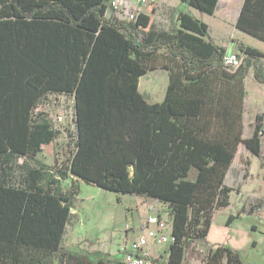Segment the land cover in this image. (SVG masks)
I'll list each match as a JSON object with an SVG mask.
<instances>
[{
    "label": "trees",
    "instance_id": "1",
    "mask_svg": "<svg viewBox=\"0 0 264 264\" xmlns=\"http://www.w3.org/2000/svg\"><path fill=\"white\" fill-rule=\"evenodd\" d=\"M108 1L0 0V264H124L121 255L62 246L80 192L61 184L70 175L166 205L168 264H246L240 249L209 243L207 234L215 212L230 205L225 177L239 145L261 156L263 113L243 134L245 77L252 67L264 83V53L240 45L229 68L226 47L192 12L176 13L166 30L149 15L153 5L125 20L106 15ZM217 2L179 4L212 15ZM235 27L264 43V0H242ZM156 68L169 82L163 100L148 103L138 81ZM55 95L72 100L74 129L49 165L37 153L59 133L45 109ZM263 206L264 198L241 212ZM236 218L229 213L225 226Z\"/></svg>",
    "mask_w": 264,
    "mask_h": 264
},
{
    "label": "rangeland",
    "instance_id": "2",
    "mask_svg": "<svg viewBox=\"0 0 264 264\" xmlns=\"http://www.w3.org/2000/svg\"><path fill=\"white\" fill-rule=\"evenodd\" d=\"M179 1L162 0L157 5H153L156 10L154 13L149 12V15L158 27L169 30L174 15L179 11L186 10L203 18L209 24L208 37L211 36L219 45L226 47L227 52L236 53L240 58L242 52L239 50V46L251 45L264 53L263 42L240 32L235 27V20L242 0H219L212 15L200 13L184 3L179 4ZM261 61L264 68V56ZM162 70L164 69L156 68L151 71H156L158 74ZM157 74L147 72L146 75L150 80L156 81ZM141 79L140 89L142 90L147 81L144 75L141 76ZM245 88L244 132L249 135L254 131L255 115L263 113L264 117V83L256 81L252 67L245 77ZM151 90L149 89L148 92H152ZM160 100L157 99V101ZM45 109L48 110L50 116H54L58 112L63 114V122L58 125L59 133L56 139L51 144L44 146L41 153L38 154L40 160L50 165L55 158L62 159L65 146L73 132L72 100L67 97H53L50 105ZM263 129L264 125L260 122L257 130L258 136ZM243 148V145H239L238 156H236V158L240 157V165L238 166L235 160L225 177V183L233 188L230 193V205L215 212L207 238L215 244L222 240L234 248H239L246 264H264V242L260 243L257 248H253L254 243L251 240L257 236L264 237V206L256 215H250L246 211L252 202L264 198V162L261 156L248 155L243 151ZM195 175L196 169L191 168L187 179L194 178ZM70 182L79 185L80 193L71 210L73 216L71 223L66 228L64 247L94 256L110 254L119 250L122 240H132L144 232L142 227L146 216L150 213L147 208L150 200L104 190L72 175L62 180L61 184L68 185ZM117 196L120 197L119 200H117ZM135 200L145 204L139 205L136 210L133 203L128 204L129 201ZM127 204L128 210H135L131 214L128 212L124 215L123 208ZM241 209L246 210L241 212ZM238 212L240 218L234 219L229 228L226 227L224 223L227 215ZM251 224L255 226L251 228ZM226 228L227 231H225ZM255 229H259L260 233H255ZM111 255L120 256L117 253ZM190 261H193V264H199L197 260L190 259Z\"/></svg>",
    "mask_w": 264,
    "mask_h": 264
},
{
    "label": "built area",
    "instance_id": "3",
    "mask_svg": "<svg viewBox=\"0 0 264 264\" xmlns=\"http://www.w3.org/2000/svg\"><path fill=\"white\" fill-rule=\"evenodd\" d=\"M162 0H109L106 9L108 17L114 16L118 19L133 20L140 13H145L149 5H157ZM240 58L236 53L227 52L224 55V64L229 68H234L239 63ZM54 97L64 98L63 95H55ZM45 104V108L48 107ZM54 128L58 129V125L63 122V114L58 112L51 116ZM262 141L261 157L264 162V129L259 132ZM150 213L146 216L143 223L142 234H138L132 240H122L120 250L122 251L121 260L124 264H168V253L160 255H152L148 247L150 244L166 246L173 240L172 224L169 213L163 214L161 203L151 200L147 204ZM190 261V264H193Z\"/></svg>",
    "mask_w": 264,
    "mask_h": 264
},
{
    "label": "crops",
    "instance_id": "4",
    "mask_svg": "<svg viewBox=\"0 0 264 264\" xmlns=\"http://www.w3.org/2000/svg\"><path fill=\"white\" fill-rule=\"evenodd\" d=\"M201 18V17H200ZM203 19V18H202ZM204 20V19H203ZM205 21V20H204ZM206 22V21H205ZM207 23V22H206ZM208 24V23H207ZM208 26H209V24H208ZM209 28H210V26H209ZM209 32V31H208ZM213 42H215L216 44H219V43H217L211 36L209 37ZM149 73H151V72H154V74H157L156 73V71H148ZM160 72V73H159ZM158 72V74L156 75L157 77H156V81L155 80H150V78L146 75L147 73H145V74H143L144 76H145V80L147 81V84L144 86V89H140V80H142L141 79V76H140V78H139V81H138V89H139V91L144 95V97L146 98V100H147V102L148 103H154V102H160L161 100H163V98H164V95H165V93H166V89H167V86H168V82H169V76H168V71L167 70H162V71H159ZM142 75V76H143ZM143 78V77H142ZM151 90L152 92H148V90ZM157 99H161L160 101H157ZM251 134H246L245 132H244V134H243V137H248V136H250ZM52 143V142H51ZM51 143H49V144H51ZM49 144H46V145H43L42 146V149H43V147L44 146H47V145H49ZM242 145V144H241ZM238 150H239V147H238ZM243 151L244 152H246V154H248V155H251L250 153H249V151L244 147L243 148ZM41 153V151L40 152H38L37 153V158H38V154H40ZM236 156H238V151H237V154H236ZM236 156H235V158H234V160H233V165H234V162H235V160H236V163H237V165L239 166L240 165V157H237L236 158ZM253 156V155H252ZM39 159V158H38ZM40 160V159H39ZM42 161V160H41ZM226 185H228L227 183H225ZM229 186V185H228ZM80 193V192H79ZM79 195V194H78ZM78 195H77V197H76V199L78 198ZM138 199L140 198H143V197H139V196H136ZM118 198H120L119 196H118ZM76 199H75V201H76ZM144 200H147V199H145V198H143ZM137 200H135V201H129L128 202V204L129 203H133L134 204V208L137 210L138 209V206L139 205H143V204H145L144 202H136ZM75 203V202H74ZM128 204L126 205V206H124V215H126L128 212L131 214V212H134V210L135 209H133V211H130V210H128ZM161 205H162V208H163V210H161V212L163 213V214H166V213H168V211H167V208H166V205H164V204H162L161 203ZM74 206V205H73ZM73 206L71 207V210H72V208H73ZM72 215H73V212H72ZM72 220V219H71ZM213 221V220H212ZM211 225H212V223H211ZM225 225V224H224ZM68 226V225H67ZM255 225L254 224H251L250 225V227L252 228V227H254ZM67 228V227H66ZM225 231H227V228H226V230ZM255 231V233H260V230L259 229H255L254 230ZM65 232H66V230H65ZM123 233V232H122ZM64 236H65V233H64V235H63V239H62V246H63V240H64ZM75 236V235H74ZM75 238H76V236H75ZM207 240H208V238H207ZM252 240V243H254L253 244V248H257V246L260 244V243H263L264 242V237L263 236H257L256 238H252L251 239ZM208 242L209 243H212L211 241H209L208 240ZM221 242H224V241H222V240H220L218 243H221ZM232 246V245H231ZM120 247V246H119ZM66 248V247H65ZM234 248V247H233ZM236 249H239V248H236ZM148 250H149V252L152 254V255H160L161 253H163L165 250H166V246L164 247L163 245H153V244H150L149 245V247H148ZM115 253H117V254H122V251L120 250V248H119V250H117V252H115ZM115 253H110V254H115Z\"/></svg>",
    "mask_w": 264,
    "mask_h": 264
},
{
    "label": "water",
    "instance_id": "5",
    "mask_svg": "<svg viewBox=\"0 0 264 264\" xmlns=\"http://www.w3.org/2000/svg\"><path fill=\"white\" fill-rule=\"evenodd\" d=\"M219 1V0H218ZM218 3V2H217Z\"/></svg>",
    "mask_w": 264,
    "mask_h": 264
}]
</instances>
